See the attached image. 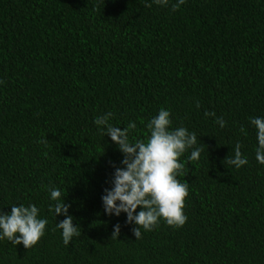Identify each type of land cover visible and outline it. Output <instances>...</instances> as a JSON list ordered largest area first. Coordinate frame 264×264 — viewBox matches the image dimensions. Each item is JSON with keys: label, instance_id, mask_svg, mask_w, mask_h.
<instances>
[{"label": "trees", "instance_id": "16d2710c", "mask_svg": "<svg viewBox=\"0 0 264 264\" xmlns=\"http://www.w3.org/2000/svg\"><path fill=\"white\" fill-rule=\"evenodd\" d=\"M172 3L0 0V210L33 203L48 220L29 249L0 241V264H264V165L248 122L264 117V0ZM161 108L196 133L201 156L180 157L186 223L135 239L124 213L103 211L122 154L93 120L110 112L144 140ZM237 142L239 169L227 163ZM50 185L80 227L67 246Z\"/></svg>", "mask_w": 264, "mask_h": 264}, {"label": "clouds", "instance_id": "9594fccd", "mask_svg": "<svg viewBox=\"0 0 264 264\" xmlns=\"http://www.w3.org/2000/svg\"><path fill=\"white\" fill-rule=\"evenodd\" d=\"M153 3L167 6L169 0H152ZM186 0H175L171 10L176 11ZM4 81L0 80V84ZM204 115L215 117V123L223 128L225 120L216 117L215 112H205ZM112 113L96 117L93 123L97 131L107 136L122 154L120 167L112 164L114 171L110 180V187L103 190L101 202L106 215L119 217L125 214V224L131 225V232L135 239L141 238V229L151 231L163 220L173 228L182 227L187 220L184 214V200L188 195V183L181 181L185 161L180 157L189 152L187 163L198 161L201 148L196 147L197 135L184 126L172 127L171 113L165 108L158 110L145 125L146 139H132L129 130L135 129L134 122L127 127L120 128L109 123ZM249 124L255 128L256 147L255 160L264 165V117H250ZM243 131V129H241ZM241 145L234 146V155L227 163L239 169L248 164V159L240 151ZM46 191L48 198L53 201L49 205V212L56 217L64 216L56 222V229L61 230L60 236L64 245L74 237L81 235L79 226L73 223L69 215V205L65 203L60 188L49 186ZM139 207V211L137 208ZM2 209V208H0ZM39 209L33 204L10 205V212L0 210V241L7 240L13 246L22 245L29 249L36 245L45 235L48 220L39 217ZM120 232V224L113 225L112 236Z\"/></svg>", "mask_w": 264, "mask_h": 264}]
</instances>
